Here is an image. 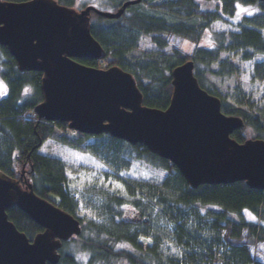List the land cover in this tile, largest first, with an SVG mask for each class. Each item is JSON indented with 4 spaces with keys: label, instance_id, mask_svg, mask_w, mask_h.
Here are the masks:
<instances>
[{
    "label": "trees",
    "instance_id": "1",
    "mask_svg": "<svg viewBox=\"0 0 264 264\" xmlns=\"http://www.w3.org/2000/svg\"><path fill=\"white\" fill-rule=\"evenodd\" d=\"M56 1L75 7L78 0ZM99 1L100 5L111 4L110 12H117L131 0ZM237 5L255 6L260 12L241 21L237 31L213 33L208 49L198 46L192 55L177 49L166 53L174 38L198 45L214 22L237 16ZM91 17V34L107 58L103 62L80 60L81 63L122 68L134 76L145 106L166 110L173 91L172 70L193 61L201 87L220 98L225 114L245 120L246 129L232 137L238 142L248 138L264 140V108L254 115L234 107L211 80L235 74L238 65L231 63L232 53L238 56V63L264 55V2L143 0L128 7L119 19L95 13ZM144 39L153 46L151 51L142 49ZM254 71L264 84V61L257 63ZM0 79L7 87L6 93L0 95V170L23 185L32 184L37 195L76 217L83 227L81 236L63 243L57 264H264L260 260V247L264 246V191L251 189L244 182L193 189L172 163L143 145L132 146L109 135L76 134V142L56 137L53 126L39 120L34 111L43 98L42 73L20 72L9 50L1 46ZM58 126L69 131L66 124ZM249 130L252 133L247 135ZM48 140L73 147L91 140L87 151L110 169L102 175V185L82 189L80 175L70 174L61 160L40 153ZM127 161L144 162L166 172L167 178L155 188L121 177ZM83 196L94 219L76 215L77 199ZM7 212L9 220L30 240L43 232L19 208ZM245 212L255 220L246 219ZM234 215L241 218H231ZM142 236L151 238L152 243L145 246L140 242ZM163 241L181 247L185 259L165 254Z\"/></svg>",
    "mask_w": 264,
    "mask_h": 264
},
{
    "label": "water",
    "instance_id": "2",
    "mask_svg": "<svg viewBox=\"0 0 264 264\" xmlns=\"http://www.w3.org/2000/svg\"><path fill=\"white\" fill-rule=\"evenodd\" d=\"M142 1L105 12L94 6L79 11L56 0H0V46L9 50L20 72L42 73L43 101L35 114L81 134H108L143 145L175 165L193 189L244 182L264 191V140L232 138L245 127L243 119L222 112L221 100L200 86L193 62L172 71L170 105L160 110L143 105L132 74L78 61L107 57L91 34L92 13L119 19ZM14 207L43 232L30 240L19 231L8 217ZM81 234L73 215L38 196L32 184L23 185L0 170V264H57L63 243Z\"/></svg>",
    "mask_w": 264,
    "mask_h": 264
},
{
    "label": "rangeland",
    "instance_id": "3",
    "mask_svg": "<svg viewBox=\"0 0 264 264\" xmlns=\"http://www.w3.org/2000/svg\"><path fill=\"white\" fill-rule=\"evenodd\" d=\"M99 0H78L75 8L78 10L83 9L85 5H93L99 9L105 11H113L111 4L100 5ZM239 16L231 18L229 20H219L212 24L210 29L201 37V42L197 45L188 40H182L180 38H174L172 40V45L166 50L167 54H172L174 49H177L184 55H192L194 51L199 47L208 49L211 44V39L213 33L223 32V31H237L239 30V23L245 22L246 17L252 16L254 12L258 9L254 6H240ZM245 9V11H241ZM264 34V29H261ZM143 50L151 51L153 46L151 43L144 39L143 40ZM236 53L230 55L231 63L237 64L238 68L232 76L225 77L223 79H214L211 78L212 82L218 87L221 95L227 100L228 103L234 107L240 108L242 110L248 111L257 115L259 112L258 109L264 108V84L256 78L255 75V65L264 61V55H256L253 61L238 63V56ZM225 58V54H223ZM103 65L101 64L100 67ZM0 85H3V88H0V95L6 93V85L3 80L0 79ZM252 131L249 130L247 135L251 134ZM67 135V134H66ZM71 137L76 138L77 135L72 132H68V138L72 141ZM73 142V141H72ZM91 140L87 142L80 143L79 146L73 147L69 143L59 142L57 140H49L43 144L40 149V153L45 156H50L57 158L65 163L70 174L80 175L82 189H87L89 186H101L102 185V175L106 172H109L110 169L101 161H99L95 156L89 153L86 147L91 143ZM121 177L128 178L138 184L145 186H154L158 188L163 185V182L167 178V174L164 171L158 170L151 167L150 165L144 162H126L125 171L121 173ZM87 187V188H86ZM79 203L78 210L76 215L78 217H84L88 219H94L95 214L91 208H87L85 204V199L79 197L77 199ZM231 218L238 220L241 218L238 215L231 216ZM245 218L249 221H253L254 216L250 213L245 214ZM140 242L144 243L145 246L152 243L151 238L142 236ZM162 251L175 257L177 259H185V251L176 245H173L169 242H162L161 244ZM261 255L260 260L264 263V246L260 247Z\"/></svg>",
    "mask_w": 264,
    "mask_h": 264
},
{
    "label": "snow or ice",
    "instance_id": "4",
    "mask_svg": "<svg viewBox=\"0 0 264 264\" xmlns=\"http://www.w3.org/2000/svg\"><path fill=\"white\" fill-rule=\"evenodd\" d=\"M237 7L240 8V5H237ZM241 11H245V9H241ZM237 15L239 16V13ZM0 88H3V85H0Z\"/></svg>",
    "mask_w": 264,
    "mask_h": 264
}]
</instances>
